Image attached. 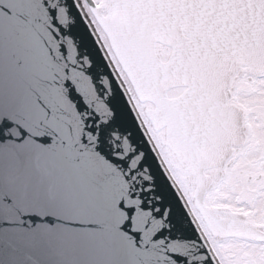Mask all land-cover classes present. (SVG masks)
I'll return each mask as SVG.
<instances>
[{"label": "snow or ice", "instance_id": "snow-or-ice-1", "mask_svg": "<svg viewBox=\"0 0 264 264\" xmlns=\"http://www.w3.org/2000/svg\"><path fill=\"white\" fill-rule=\"evenodd\" d=\"M63 158L92 199L24 215L94 264H264V0H0V165Z\"/></svg>", "mask_w": 264, "mask_h": 264}, {"label": "water", "instance_id": "water-1", "mask_svg": "<svg viewBox=\"0 0 264 264\" xmlns=\"http://www.w3.org/2000/svg\"><path fill=\"white\" fill-rule=\"evenodd\" d=\"M78 161L69 158L27 162L19 170L0 165V187L16 188L17 202L11 210L0 211V264H94L100 253L83 241L84 227L96 225L75 224L72 231L57 225L43 228L38 217L25 212L53 210V204L44 194L34 192L43 187L62 204L79 208L92 199L93 193L76 171ZM48 224H56L52 218ZM40 224L42 228L36 229ZM35 229V230H34Z\"/></svg>", "mask_w": 264, "mask_h": 264}]
</instances>
